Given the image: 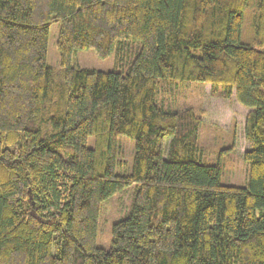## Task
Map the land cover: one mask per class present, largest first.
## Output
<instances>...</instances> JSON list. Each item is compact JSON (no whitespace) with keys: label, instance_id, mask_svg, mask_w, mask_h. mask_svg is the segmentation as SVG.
I'll return each mask as SVG.
<instances>
[{"label":"trees","instance_id":"16d2710c","mask_svg":"<svg viewBox=\"0 0 264 264\" xmlns=\"http://www.w3.org/2000/svg\"><path fill=\"white\" fill-rule=\"evenodd\" d=\"M129 41L125 68L71 65L83 50L120 59ZM196 82L250 110L247 188L201 163L193 109L159 99ZM120 136L128 174L114 172ZM131 186L97 247L101 203ZM0 264H264V0H0Z\"/></svg>","mask_w":264,"mask_h":264},{"label":"rangeland","instance_id":"374dc122","mask_svg":"<svg viewBox=\"0 0 264 264\" xmlns=\"http://www.w3.org/2000/svg\"><path fill=\"white\" fill-rule=\"evenodd\" d=\"M251 8L244 14L241 41L250 42L252 30L250 28ZM59 24L53 23L49 27L45 62L53 69H59V56L56 50ZM137 44L129 41L122 50L120 59L115 52L105 58L99 59L94 51L83 50L73 53L71 65L74 68L98 71H111L125 68L134 57ZM159 99L165 108L172 110L193 109L200 119L198 130L199 159L201 163L221 165L220 183L227 186L248 187V164L243 154L249 148L246 139L245 120L249 109L241 106L232 95L223 99L211 94L208 84L191 83L177 86L169 96L162 94ZM94 140L87 141L89 148L93 147ZM133 156V141L126 136L118 138V151L116 154L114 172L128 174L131 170ZM134 186L117 192L108 200L101 203L97 216V229L95 245L102 249L111 246L112 226L124 218L131 204Z\"/></svg>","mask_w":264,"mask_h":264}]
</instances>
